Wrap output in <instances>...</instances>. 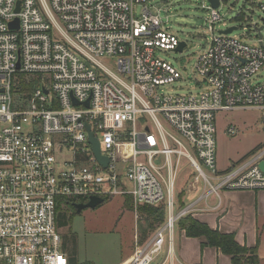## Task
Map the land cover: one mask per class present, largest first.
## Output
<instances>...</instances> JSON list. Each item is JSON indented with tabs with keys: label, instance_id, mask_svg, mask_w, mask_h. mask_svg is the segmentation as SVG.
Returning <instances> with one entry per match:
<instances>
[{
	"label": "built area",
	"instance_id": "obj_1",
	"mask_svg": "<svg viewBox=\"0 0 264 264\" xmlns=\"http://www.w3.org/2000/svg\"><path fill=\"white\" fill-rule=\"evenodd\" d=\"M147 1L0 0V264H70L57 227L61 205L114 194L130 196L134 210L165 206V221L136 242L128 264H154L165 244L159 264H174L173 230L191 208H178L174 195L181 157L209 192L264 189V146L219 170L214 123L217 111H264V80L252 81L264 70V2L255 44L233 33L237 27L215 29L222 0L203 4L209 38L196 61L203 88L170 94L161 86L180 75L155 49L175 50L180 40ZM101 56L116 57V71ZM19 73L39 84L22 91ZM143 115L154 130L137 129Z\"/></svg>",
	"mask_w": 264,
	"mask_h": 264
},
{
	"label": "rangeland",
	"instance_id": "obj_2",
	"mask_svg": "<svg viewBox=\"0 0 264 264\" xmlns=\"http://www.w3.org/2000/svg\"><path fill=\"white\" fill-rule=\"evenodd\" d=\"M259 2H264V0H222L217 8L221 21L215 24V29L223 30L229 26H236L237 29L233 33L243 39L247 36L248 39L251 38L248 43L255 44L254 25L262 24L261 12L257 7ZM203 4L207 5L208 0L147 1L151 12L158 14L163 21L164 28L174 34L178 40L186 43L181 52L160 47L155 49L156 56L171 64L180 75V78L175 81L161 86L166 93L186 94L203 88L199 85L201 78L196 70V61L206 46V38H209L207 30L209 9L202 7ZM262 35L264 38V24ZM99 60L107 68L116 71V57L101 56ZM257 80H264V70L259 77L252 78V81ZM160 120L164 127L170 130L161 118ZM214 123L216 128L215 156L218 169L225 170L233 164H238L264 146L263 110L241 108L217 111ZM145 126L154 130L151 120L145 119L143 115V121L137 124V129H144ZM229 127L235 129L234 134L227 132ZM197 174L188 160L181 157L174 176L175 197L179 192L184 193L183 200L189 204L200 194L208 191L209 186L204 184L202 178L195 179ZM125 197L126 195L121 194L111 195L97 207L85 208L79 213L68 205H61L60 213L73 214L70 224L60 227L59 231L69 257L74 244L73 236H75L76 264H128L130 261L128 255L134 250L136 242L140 244L138 241L140 223L138 214L125 205ZM214 200H216L215 195L208 197L209 203H213ZM229 202L231 212L225 221L226 226L232 227L236 237L243 243L240 245H255L258 240L259 264H264V189L230 190ZM131 204L134 205L132 201ZM203 204L204 202L200 205ZM179 235L178 226H175L173 230L174 264H189L185 260L178 261L184 257L180 252L183 249L184 253L196 258L205 248L210 247L202 246L197 241L196 245L186 246V241L184 245L179 246ZM165 255L166 244L154 264H159ZM212 258L210 256L211 263ZM229 259L231 264L230 256ZM165 264H169V260ZM214 264H216L215 260ZM217 264L229 263L220 261Z\"/></svg>",
	"mask_w": 264,
	"mask_h": 264
},
{
	"label": "trees",
	"instance_id": "obj_3",
	"mask_svg": "<svg viewBox=\"0 0 264 264\" xmlns=\"http://www.w3.org/2000/svg\"><path fill=\"white\" fill-rule=\"evenodd\" d=\"M18 81L22 91L30 92L34 87L39 84L40 78L36 75H26L19 73ZM184 194V193H183ZM181 192L176 196L177 207L182 208L185 206ZM106 198H104L105 200ZM125 205L134 210L130 196L126 195ZM138 214L139 224V243H143L164 221H165V206L159 204L157 206L142 204L136 208ZM73 214L59 213L57 216V227H65L70 224ZM176 226L178 229L184 231L187 237H203L204 241L201 245L211 246L219 249L221 253L230 256L231 264H259V257L257 254V241L256 245L247 247L240 245L236 240L233 233L221 232L217 228H211L205 222L199 221L191 214H185L180 217ZM73 248L70 250V264L75 263V236ZM63 242V241H62ZM64 245V244H63ZM64 247V246H63ZM65 248V247H64Z\"/></svg>",
	"mask_w": 264,
	"mask_h": 264
},
{
	"label": "crops",
	"instance_id": "obj_4",
	"mask_svg": "<svg viewBox=\"0 0 264 264\" xmlns=\"http://www.w3.org/2000/svg\"><path fill=\"white\" fill-rule=\"evenodd\" d=\"M219 170H224V169H219ZM220 192H221V194H220ZM210 195L216 196V200H214L213 203L208 202V197ZM229 195H230V190L221 189L217 193L206 191L203 194H200L194 200H192L189 204H187L185 200L184 201H185L186 206L190 205L191 208H190L189 213L194 218L198 219L199 221L205 222L208 226H210L213 229L217 228L221 232H228V233L231 232L234 234V232L232 231V227L226 226L227 224L225 223V221L229 218V215L231 212ZM202 202H204V204L200 205ZM133 211L136 212L135 210H133ZM178 233H180V235H179V237H180L179 246L184 245V243L186 241H187V243L185 244L186 246L192 245V244L196 245L195 244L196 241L198 244L199 243L201 244V242L204 241L203 237H187L184 235V231L180 230V229H178ZM135 236H136V233H135ZM234 236H235V240L239 244H243L242 242H240L239 238L236 237L235 234H234ZM245 239L246 238L244 237V240ZM255 245H256V243H255ZM252 246H254V245H247V247H252ZM180 252H181V254L184 255V257H181L178 260L179 262H180V260H181V262L183 260H185L189 264H214V260H215L216 264L220 261L221 262L227 261L230 264L229 256L221 253V251L219 249H217L215 247H211V246L208 248H205L202 252H200V255L196 258H194L191 255L189 256L188 253H186V252L184 253V249H183V251H180ZM131 254L132 253H130L128 255V257ZM210 256L213 257L212 263L210 261Z\"/></svg>",
	"mask_w": 264,
	"mask_h": 264
},
{
	"label": "water",
	"instance_id": "obj_5",
	"mask_svg": "<svg viewBox=\"0 0 264 264\" xmlns=\"http://www.w3.org/2000/svg\"><path fill=\"white\" fill-rule=\"evenodd\" d=\"M208 2L210 3V5L213 8H217L219 6V0H208ZM18 5H19V1L16 2V11L18 10ZM9 25L12 28H17V19H15L14 21H11L9 23ZM260 28H261V26L259 27V29ZM234 29H236V26H229L228 28H226L224 30H219V32L220 33H230ZM259 36H261L260 32H259ZM185 45H186V43L184 41H180L178 46L175 48V50L178 52H181ZM44 92H47V90H44ZM74 103H76L75 100H74ZM85 105H87V101L85 102ZM86 129L88 131V137H89V142H90L91 147H92V151H93L95 157L97 158V160L105 167L107 164V158L100 154L99 142H98L97 138H95L93 136L92 132L90 131L89 125L86 126ZM260 166L262 169H264V162H261ZM103 201H104V199L101 197L90 196L83 202L74 203L73 206H74L75 212L79 213L81 210H83L85 208H95L99 204H101Z\"/></svg>",
	"mask_w": 264,
	"mask_h": 264
},
{
	"label": "flooded vegetation",
	"instance_id": "obj_6",
	"mask_svg": "<svg viewBox=\"0 0 264 264\" xmlns=\"http://www.w3.org/2000/svg\"><path fill=\"white\" fill-rule=\"evenodd\" d=\"M72 208H74V206H72Z\"/></svg>",
	"mask_w": 264,
	"mask_h": 264
}]
</instances>
